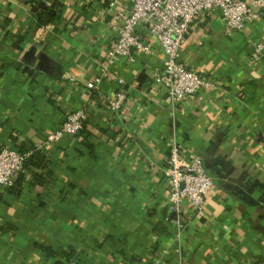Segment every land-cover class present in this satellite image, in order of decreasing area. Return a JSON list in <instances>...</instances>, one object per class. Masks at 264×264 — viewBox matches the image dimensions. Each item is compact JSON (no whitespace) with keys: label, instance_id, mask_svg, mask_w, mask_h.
I'll return each instance as SVG.
<instances>
[{"label":"crops","instance_id":"crops-1","mask_svg":"<svg viewBox=\"0 0 264 264\" xmlns=\"http://www.w3.org/2000/svg\"><path fill=\"white\" fill-rule=\"evenodd\" d=\"M116 10L0 0V146L43 143L48 160L16 175V193L0 187V264H252L264 256V17L227 32L218 10L195 16L179 57L215 85L172 104L154 81L163 50L143 24L152 52L117 57L86 87L117 37ZM75 109L83 128L44 143ZM171 144L200 154L212 177L197 211L185 200L169 209Z\"/></svg>","mask_w":264,"mask_h":264},{"label":"built area","instance_id":"built-area-1","mask_svg":"<svg viewBox=\"0 0 264 264\" xmlns=\"http://www.w3.org/2000/svg\"><path fill=\"white\" fill-rule=\"evenodd\" d=\"M129 5V7H128ZM108 7L115 8L121 24L115 41L106 48L100 70L92 80L86 81L87 88H93L110 74V65L117 57L135 58L136 52L150 54L152 49L137 26L143 24L159 42L164 57L154 81L162 83L172 104L187 99L200 88L213 86L215 81L207 75L195 72L179 57L182 42L195 16L205 10H218L227 32L239 31L251 20L264 17V0H108ZM260 44L252 52L253 60L258 59ZM122 82V78H117ZM125 90L116 91L110 105L114 109L125 103ZM86 119L84 109H75L44 138V143L61 136L75 135ZM44 144L36 146L41 149ZM32 147L25 150L15 145L0 146V187L11 185L20 172H24L25 158ZM165 174L169 178V209L179 212L182 201L192 209L199 210L212 186V177L206 171L202 156L193 154L185 158L177 144H171L167 155ZM64 264H78L69 258ZM264 264V256L252 262Z\"/></svg>","mask_w":264,"mask_h":264},{"label":"trees","instance_id":"trees-1","mask_svg":"<svg viewBox=\"0 0 264 264\" xmlns=\"http://www.w3.org/2000/svg\"><path fill=\"white\" fill-rule=\"evenodd\" d=\"M40 21L42 23H44L46 21V19L41 18ZM84 122H85V120L83 121V125H84ZM83 125H82V128H83ZM31 147L33 149L31 151V153L25 158L24 166L26 168H44V167H46L48 160L46 159L43 151L41 149L37 148L35 145H33ZM20 149L25 150V148H23L22 146H20ZM21 179H22V174H19L17 179H16V182L15 183L13 182L11 185L8 186V190L16 193L18 191L17 185H20ZM32 179H34L38 183L44 182V178H43L42 174L35 172V171L32 172Z\"/></svg>","mask_w":264,"mask_h":264}]
</instances>
